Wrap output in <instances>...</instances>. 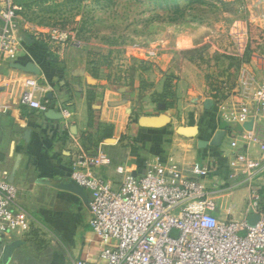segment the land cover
Returning <instances> with one entry per match:
<instances>
[{
  "label": "crops",
  "instance_id": "1",
  "mask_svg": "<svg viewBox=\"0 0 264 264\" xmlns=\"http://www.w3.org/2000/svg\"><path fill=\"white\" fill-rule=\"evenodd\" d=\"M4 2L0 0V12ZM257 2V7L250 8L252 28L264 37V0ZM22 12L17 10L13 21L17 54L0 64V107L4 110L0 113V163L17 188L16 205L29 221L26 232L10 233L3 240L17 244L13 250L18 247V264H36L48 255L54 264L97 257L99 244L88 223L86 194L66 187L75 186L69 176L71 162L81 152L106 154L110 164L95 168L94 173L113 182L118 179L116 166L142 174L160 158L177 164L188 175L195 164L210 167L208 187L241 182L246 160L264 161L260 147L264 116L253 101L256 90L264 86V38L255 42L257 51L240 69L232 93L219 99L184 75L152 90L111 81L88 70L81 53L71 48L55 51L36 41L45 29L24 19ZM28 79L38 86L34 98L48 101L46 111L21 104ZM243 105L249 111L247 120H228ZM63 106L69 108V117L62 115ZM247 122L249 130L244 127ZM253 184L263 187L264 173ZM247 193L245 185L216 190L214 216L219 220L243 217L240 208ZM68 209L72 226L65 229L60 215ZM245 218L250 224L256 221L251 214ZM67 230L73 235L63 233Z\"/></svg>",
  "mask_w": 264,
  "mask_h": 264
},
{
  "label": "built area",
  "instance_id": "2",
  "mask_svg": "<svg viewBox=\"0 0 264 264\" xmlns=\"http://www.w3.org/2000/svg\"><path fill=\"white\" fill-rule=\"evenodd\" d=\"M4 3L0 12V64L13 60L18 48L13 21L20 8L15 0ZM47 37L53 42L44 43L65 46L71 33L53 27L47 30ZM69 43L79 46V42ZM25 85L21 104L46 111L48 101L34 98L36 82L28 79ZM253 101L264 116V86L256 90ZM3 111L0 107V113ZM248 112L243 105L228 120L245 122ZM62 115L70 116L67 106H63ZM260 147L264 149V143ZM245 162L243 180L233 185L222 182L208 187L210 167L195 164L188 175L177 164L160 158L142 174L116 166L118 179L113 182L94 173L95 168L110 164L106 154L79 153L71 162L69 176L86 194L88 223L99 250L96 258L77 259L72 264H264V186L253 184L264 173V161ZM242 185L248 188L240 208L244 216L217 219L214 192ZM16 199L17 188L8 181L0 163V264L4 238L29 229L28 217ZM250 214L256 216L252 224L245 218Z\"/></svg>",
  "mask_w": 264,
  "mask_h": 264
},
{
  "label": "rangeland",
  "instance_id": "3",
  "mask_svg": "<svg viewBox=\"0 0 264 264\" xmlns=\"http://www.w3.org/2000/svg\"><path fill=\"white\" fill-rule=\"evenodd\" d=\"M16 1L24 19L45 29L36 41L53 42L47 30L61 27L71 37L65 46H52L55 51L71 48L85 57L88 70L143 90L184 75L223 99L257 51L255 42L264 38L252 28L250 8L259 5L257 0H176L177 13L171 3L158 0ZM68 214L69 209L60 215L65 229L72 226ZM45 258L36 264H54L52 255ZM2 261L18 264V247Z\"/></svg>",
  "mask_w": 264,
  "mask_h": 264
},
{
  "label": "water",
  "instance_id": "4",
  "mask_svg": "<svg viewBox=\"0 0 264 264\" xmlns=\"http://www.w3.org/2000/svg\"><path fill=\"white\" fill-rule=\"evenodd\" d=\"M208 104V103H207ZM161 106H159L160 108H164V105L163 104H160ZM244 127L246 129H250L251 128V123L250 122H247L244 124ZM192 133L191 130L188 131V134ZM220 138V132H218L216 134V140H215V144L217 143L218 139ZM69 190H72V191H75V192H79L83 194V190L81 188H79L78 186H66ZM17 244H4V248H3V256H4V260L7 261L8 258L10 257L11 255V252L13 251V249L15 248ZM2 256V257H3ZM3 262V261H2Z\"/></svg>",
  "mask_w": 264,
  "mask_h": 264
},
{
  "label": "trees",
  "instance_id": "5",
  "mask_svg": "<svg viewBox=\"0 0 264 264\" xmlns=\"http://www.w3.org/2000/svg\"><path fill=\"white\" fill-rule=\"evenodd\" d=\"M158 1H161V2L164 3V4L171 3L172 10H173L174 13H175V12L177 13V12L179 11L176 0H158ZM200 2H202V1H200ZM18 13H20V12L18 11ZM21 14H23V13H21ZM60 29H62V28L60 27ZM166 79H167V78H166ZM164 83H165L166 86L168 85V81H167V80H165Z\"/></svg>",
  "mask_w": 264,
  "mask_h": 264
}]
</instances>
